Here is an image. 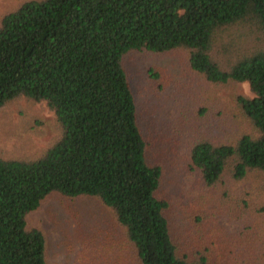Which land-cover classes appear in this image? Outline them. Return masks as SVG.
Returning a JSON list of instances; mask_svg holds the SVG:
<instances>
[{"label":"trees","instance_id":"16d2710c","mask_svg":"<svg viewBox=\"0 0 264 264\" xmlns=\"http://www.w3.org/2000/svg\"><path fill=\"white\" fill-rule=\"evenodd\" d=\"M177 49L213 86L208 97L228 92L216 111L195 97V113L216 123L191 141L190 168L210 188L234 180L264 223V0H24L0 15V109L44 102L53 134L30 156L0 149V264H48L28 214L53 195L91 197L112 213L101 231L77 220L81 259L126 249L125 264H264L224 263L211 246L182 244L171 225L127 57ZM150 73L164 88L159 69Z\"/></svg>","mask_w":264,"mask_h":264},{"label":"rangeland","instance_id":"374dc122","mask_svg":"<svg viewBox=\"0 0 264 264\" xmlns=\"http://www.w3.org/2000/svg\"><path fill=\"white\" fill-rule=\"evenodd\" d=\"M22 1L0 0V15ZM127 58L140 120L150 135L149 160L162 164L160 191L169 198L171 225L182 244L211 246L216 252L222 251L224 263L263 257L264 223L257 225L252 208H244L245 190L227 178L210 188L199 170L191 169L188 162L191 141L216 123L215 113L203 118L195 113V97L204 94L210 111H216L215 102L221 104L228 92L222 89L216 91L215 99L208 97L213 86L192 72L183 49L160 54L142 51ZM155 68L164 77L162 89L150 73ZM242 89L249 92L246 83ZM208 117L213 121H206ZM52 118L53 112L44 102L31 103L21 97L7 103L0 109V149L19 156L35 154L53 134ZM220 131L215 129L216 133ZM77 220L81 223L79 229L95 226L100 231L114 223L110 210L91 197L66 199L53 195L28 214V224L45 233L48 264L127 263L126 249L123 258L107 251L99 256L94 252L92 261L93 252L81 259ZM99 240L103 241L104 236ZM228 250L232 256H228Z\"/></svg>","mask_w":264,"mask_h":264}]
</instances>
